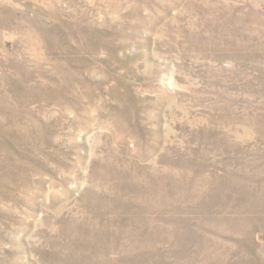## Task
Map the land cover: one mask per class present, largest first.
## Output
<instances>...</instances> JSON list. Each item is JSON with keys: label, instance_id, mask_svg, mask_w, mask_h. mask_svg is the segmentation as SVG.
<instances>
[{"label": "rangeland", "instance_id": "1", "mask_svg": "<svg viewBox=\"0 0 264 264\" xmlns=\"http://www.w3.org/2000/svg\"><path fill=\"white\" fill-rule=\"evenodd\" d=\"M0 264H264V0H0Z\"/></svg>", "mask_w": 264, "mask_h": 264}]
</instances>
